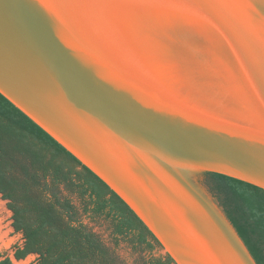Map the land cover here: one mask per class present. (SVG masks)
I'll return each instance as SVG.
<instances>
[{"label": "water", "instance_id": "water-1", "mask_svg": "<svg viewBox=\"0 0 264 264\" xmlns=\"http://www.w3.org/2000/svg\"><path fill=\"white\" fill-rule=\"evenodd\" d=\"M0 93L175 264H256L195 176L264 189V0H0Z\"/></svg>", "mask_w": 264, "mask_h": 264}, {"label": "trees", "instance_id": "trees-1", "mask_svg": "<svg viewBox=\"0 0 264 264\" xmlns=\"http://www.w3.org/2000/svg\"><path fill=\"white\" fill-rule=\"evenodd\" d=\"M202 175L201 186L255 263L264 264V189L220 173ZM0 194L12 226L22 233L23 243L14 251L17 259L34 253L37 264H117L81 214L104 217L115 236L134 246L152 249L159 243L120 196L1 93ZM11 263L0 251V264ZM149 263L174 261L166 253Z\"/></svg>", "mask_w": 264, "mask_h": 264}, {"label": "rangeland", "instance_id": "rangeland-1", "mask_svg": "<svg viewBox=\"0 0 264 264\" xmlns=\"http://www.w3.org/2000/svg\"><path fill=\"white\" fill-rule=\"evenodd\" d=\"M202 173H197L195 176L199 184L203 177ZM73 199L78 205L79 200L74 196ZM0 202V251L11 258V264H37V254L34 253L27 254L20 259H14V251L16 247L22 245L23 237L22 233L16 231L12 226L11 211L7 207L6 200L0 197ZM80 220L110 248L115 255L117 264H150L149 261L152 258L162 257L166 254L160 243L154 242L153 248L148 249L134 246L125 237L115 236L109 222L104 217L81 214Z\"/></svg>", "mask_w": 264, "mask_h": 264}, {"label": "bare ground", "instance_id": "bare-ground-1", "mask_svg": "<svg viewBox=\"0 0 264 264\" xmlns=\"http://www.w3.org/2000/svg\"><path fill=\"white\" fill-rule=\"evenodd\" d=\"M172 20V19H171Z\"/></svg>", "mask_w": 264, "mask_h": 264}]
</instances>
